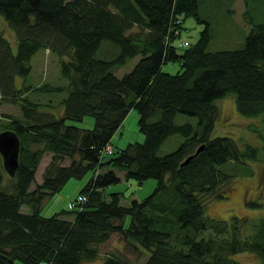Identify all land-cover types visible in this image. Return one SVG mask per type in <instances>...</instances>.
Returning a JSON list of instances; mask_svg holds the SVG:
<instances>
[{
	"label": "trees",
	"instance_id": "16d2710c",
	"mask_svg": "<svg viewBox=\"0 0 264 264\" xmlns=\"http://www.w3.org/2000/svg\"><path fill=\"white\" fill-rule=\"evenodd\" d=\"M243 1L247 14L250 0ZM263 7L264 0H253L260 21L248 19L251 27L242 46L208 50L211 30L199 15V0H0V15L17 29L14 46L0 29V104L14 103L20 112L0 113L7 119L0 130L15 131L20 142L13 175L0 158V264H79L97 257L99 244L114 232L149 250L141 264H241L236 255L243 251L264 264V215L233 216L228 226L206 213V202L223 197L230 178L220 165L259 158L258 145L239 147L233 137L212 131L215 99L226 94H234L240 114L264 113ZM188 15L204 26L186 45L180 33ZM103 40L118 47L112 57L95 55ZM39 48L59 56L66 83L17 85L16 76L29 72ZM136 55L140 58L128 72L120 77L112 72ZM167 60L178 61L180 70L162 71ZM63 90L60 115L47 111L48 101L25 95ZM130 108L138 112L144 139L114 147L111 137ZM177 113L195 116L196 124L175 123ZM85 114L94 117L91 127L67 123ZM174 133L183 140L158 154ZM106 144L113 147L109 154ZM45 152L50 159L37 182ZM87 171L72 210L40 213L46 197ZM117 171L138 184L154 178L155 186L146 197L122 205L120 192L104 191L119 181ZM78 195L84 196L81 201ZM66 212L72 219L62 216ZM125 215L130 216L127 226ZM102 264L131 263L108 252Z\"/></svg>",
	"mask_w": 264,
	"mask_h": 264
},
{
	"label": "rangeland",
	"instance_id": "374dc122",
	"mask_svg": "<svg viewBox=\"0 0 264 264\" xmlns=\"http://www.w3.org/2000/svg\"><path fill=\"white\" fill-rule=\"evenodd\" d=\"M249 3V11L244 14L245 5L243 0H199V15L209 21L211 30L208 50L232 49L242 46L244 36L251 27L248 19L260 21V19H257L258 16L253 14L255 13L253 12V0H250ZM263 11L262 13H264ZM203 26V22L197 21L193 16H183L180 38L183 39L186 45L192 44ZM0 29L2 34L14 46L17 29L9 25L2 15H0ZM117 52L118 47L116 45L103 40L95 55L100 58H109ZM139 58L140 55L129 58L124 64L114 66L112 72L120 77L128 72ZM58 60L59 56L54 52L39 48L30 58L29 72L25 76H16L17 85L38 86L45 83L53 85L66 83V79L59 73ZM161 70L174 73L180 70V63L167 60L161 64ZM35 91H27L25 95L32 98L38 96L40 101H48L46 109L54 115L62 113L61 99L65 96L66 91H41L39 94ZM215 103L218 107V114L214 122L212 135H229L234 138L239 147H243L246 143H253L260 147L257 160L237 164H232L233 162L230 161L220 165L221 169L230 174V178L224 189L225 195L221 198L209 199L206 202V213L218 220H223L230 226L233 216H237V218L239 216L240 219H257L264 215V113L255 116L240 114L235 108L233 93L216 98ZM49 104L51 105L49 106ZM0 113L18 115L20 112L14 103L3 102L0 104ZM137 118L138 112L136 109L130 108L111 137L114 147H124L128 142L144 139V134L138 129ZM6 120V118L0 116V123H4ZM93 122L94 117L91 114H85L80 119H67V123L84 128L91 127ZM174 122L196 124V117L177 113ZM182 140L183 136L181 134L169 135L161 143L157 153L162 155L174 150ZM49 159L50 152H45L36 169L35 181L41 180V173ZM67 162L68 160H65L64 164ZM117 172L120 176L119 181L107 185L104 191L120 192V203L122 205L129 204L132 198L140 200L146 197L151 193L156 183L154 178H147L138 184L135 179H125L121 171ZM89 175L90 171H87L78 179L69 178L59 191L44 199L40 213L49 216L62 209L72 210L71 201L75 199L80 187ZM33 187L34 184L31 188ZM249 201L257 202L259 206H252L247 203ZM22 208L26 207L22 206ZM62 216L70 219L73 217L68 212L63 213ZM129 221L130 216L125 215L122 221L124 226H127ZM108 252L126 257L131 264L143 263L149 254V250L142 247L137 241L114 232L107 241L99 244V255L97 257L92 260H83L79 264H102L103 258ZM236 257L241 264H261L260 258L248 251L240 252Z\"/></svg>",
	"mask_w": 264,
	"mask_h": 264
},
{
	"label": "water",
	"instance_id": "95a60500",
	"mask_svg": "<svg viewBox=\"0 0 264 264\" xmlns=\"http://www.w3.org/2000/svg\"><path fill=\"white\" fill-rule=\"evenodd\" d=\"M19 138L11 129L0 130V158L4 170L13 175L18 165ZM203 145L196 148L195 152L188 155L180 164L186 163Z\"/></svg>",
	"mask_w": 264,
	"mask_h": 264
},
{
	"label": "built area",
	"instance_id": "2783aa9c",
	"mask_svg": "<svg viewBox=\"0 0 264 264\" xmlns=\"http://www.w3.org/2000/svg\"><path fill=\"white\" fill-rule=\"evenodd\" d=\"M104 150L107 154H109L113 151V147L110 144H106V146L104 147ZM83 197L84 196H82V195H78L76 200L81 201L83 199Z\"/></svg>",
	"mask_w": 264,
	"mask_h": 264
}]
</instances>
